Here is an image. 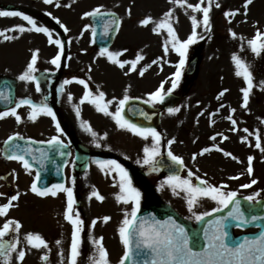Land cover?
I'll use <instances>...</instances> for the list:
<instances>
[{"label": "rangeland", "instance_id": "374dc122", "mask_svg": "<svg viewBox=\"0 0 264 264\" xmlns=\"http://www.w3.org/2000/svg\"><path fill=\"white\" fill-rule=\"evenodd\" d=\"M23 2L28 9L37 8L40 13L44 11L53 13V10L58 9L61 21L67 24L71 29L70 32L73 31L75 33L86 30L89 22L85 17V13L98 7L119 12L122 17L121 30L109 51L122 53L118 59L126 63L135 60L138 54L144 56V60L137 65L136 71H131L128 68L123 69V71L117 68L118 66L115 64L109 62L108 65L113 77L123 75V81L126 82H133L137 78L140 83V81H143L142 79H147V76H154L153 81L157 89L162 83L167 81V83H164L165 91L171 88V82L176 73L174 66L179 62L180 57L174 51H169L165 54L164 46L168 41L166 31L157 30L160 33L157 35L153 31L156 27L155 24H149L144 27L141 26V21L151 17L153 21L159 22L163 19L166 12L173 11L171 22L177 31L179 39L183 41L187 40L192 33L191 16L195 15L198 20H202V13H194L191 9L181 8L176 4L170 3L169 0H56V3L61 5L60 7H56L55 3L49 5L40 2V7H38L34 2L32 3L33 5L30 4V0H24ZM200 2L201 0H186V3L192 5ZM211 2L213 5L210 13L211 30L205 31L203 27L197 29L196 43L199 44L202 50V60L198 71L191 77L185 75L181 77L177 88L174 90L183 91L184 98L175 107L180 109L179 112L175 114L166 113L162 119L161 128L158 131L161 135L160 151L171 150L174 155L184 159L186 171L181 176L182 178H188L187 173L191 171L194 173L191 178L193 183L195 177L200 176L211 185L217 187L227 185V188L223 189L224 191H235L240 195L255 196L256 200L264 196V151L257 149L255 146L256 138L260 136L262 148H264V51L261 52L260 56H256L250 49L249 41L255 37L257 31L264 33V0H253V3L249 5L247 16L243 14L245 0H211ZM217 3L220 4L219 8L215 7ZM207 4L208 0H204L202 6H207ZM129 9L131 10V15L128 14ZM228 11H236L239 14L235 17L226 18L224 13ZM35 12L37 13V11ZM10 33L9 36H16L17 38L5 40V46L16 47L20 50V56H26L28 51L24 52L23 50L33 45L31 40L25 35L21 36L18 32L10 31ZM230 33H235L237 38L234 39ZM69 35L72 34L70 33ZM196 43L189 47L187 55L192 54ZM38 44L37 42L36 46ZM5 46L0 47V53H2ZM169 48H171V45H169ZM10 50L3 54V58H0V75H12L13 77L14 74L11 72L19 71L22 65L18 63L19 58L14 55L16 53ZM73 51L72 64H76V61L80 62L81 59L89 66L94 65L89 62V57L84 55L83 49L75 46L70 52ZM234 54L238 55L250 66V71L254 78V88L247 108L242 106L243 102L241 99L243 97L242 89L246 87V83L242 77H237L235 74L237 69L232 62ZM38 56L41 59V63L46 62L45 53H38ZM153 61H156V63H153ZM128 67H130V64ZM145 67L148 68V73L141 77L139 72ZM101 68H103V71L107 69V67ZM91 69L95 72V75L101 73L98 65L92 66ZM119 69L122 73L117 72ZM18 77L16 75L17 82L19 80ZM25 83L30 82L25 81ZM222 90L227 91H225L223 97L217 99ZM22 91L18 87V102L22 100L21 98L24 95V91ZM233 109H235L234 113ZM17 111L21 116L20 123H17L15 117L11 116L0 120V138L10 131H18V133L25 136L33 135L35 129H39V131H36L41 136L43 132H46L38 126L40 117L35 122L28 119L31 111L27 109V106H22ZM212 112H218L219 114L214 115ZM229 116L237 121L235 126L228 119ZM80 129L85 131L81 124ZM244 129L248 131L245 132ZM213 136L216 137L215 140L211 139ZM225 136L228 137L227 140L223 139ZM137 137L139 136L119 128L108 137L104 147L108 149L112 146L123 153L132 154V150H136L137 147ZM139 138L141 145H144L145 140L141 137ZM167 139L168 141H175L170 148L169 145H166ZM242 140H246V142H242ZM148 142L153 144L151 138L148 139ZM217 147L223 151H216ZM206 148L210 149V151L200 155ZM224 152L230 153L231 156H225ZM194 156L195 159H193ZM232 157H236V159H232ZM249 157L254 158L251 175L247 172ZM230 177H239V179H230ZM253 180L257 181V183L253 184L252 187H242L245 184H251ZM162 184L163 182L160 185L157 183V188L161 190L162 198L167 200V202H171L184 217L193 222H196L195 215L212 212L216 207H219L210 199H204L198 203L193 212H189L186 195L182 192L176 194L168 186L162 188ZM99 187H101L102 194L105 197H116L119 194L116 193L117 191L107 189L103 182L99 184ZM257 193L259 195H256ZM112 205L113 202L110 201L107 208H112ZM93 208H96L94 202ZM127 208V212H130V205H127ZM22 209L23 206L21 205L14 214L22 218L18 214V210L21 211ZM103 210L106 212L105 208ZM93 214L100 215V213L94 211ZM111 214L115 215V212ZM38 219L43 233H47V231L57 233V220L51 213L44 212L42 213V218ZM107 224L112 227L101 228L98 225L95 230L97 232L96 237H92L89 240L88 244L90 243L91 245L89 244V246H92L90 257L96 255L93 239L102 237L103 246L110 254H112L114 242L116 240L117 242L119 241L117 222H107ZM110 229H113V231ZM59 231L64 234L61 229ZM100 234L103 235L100 236ZM68 242L69 240L65 245L64 253L63 243L57 245L58 255L53 250L56 245L51 243L48 244L47 249H33L28 244L27 249H24L28 253H26L24 260L20 261L18 252L26 248V243L21 241L18 249L11 252L12 254L7 264H67L70 250ZM118 249H122L121 241L118 242ZM61 254L64 257L59 256ZM44 255H48L47 261L42 259ZM90 257L88 256L86 259L79 257L78 264H91ZM108 259L110 264H119L121 257L114 259L108 256Z\"/></svg>", "mask_w": 264, "mask_h": 264}, {"label": "snow or ice", "instance_id": "6c2138e0", "mask_svg": "<svg viewBox=\"0 0 264 264\" xmlns=\"http://www.w3.org/2000/svg\"><path fill=\"white\" fill-rule=\"evenodd\" d=\"M170 3L176 4L181 8L191 9L194 13H202V20L193 15L191 16L192 24V33L187 40H180L177 34V31L174 29L171 22L173 17V11H168L164 14L163 19L159 22L153 21L151 17H147L141 21V26L147 27L149 24H155L156 27L153 29L155 34H160L157 30L166 31L168 36V41L164 46V52L167 54L169 51H174L179 57V64L176 65L177 71L174 74V78L171 82V88L165 92L164 83L148 97V100L145 103H150L153 106L156 104H163L166 96H170L172 92L177 88L178 82L182 75V70L185 66L187 59V52L189 47L197 42V29L203 27L205 31H210V13L212 11V2L208 0L207 6H202L204 0H201L200 3L195 5L186 3V0H169ZM44 4H54L56 7H60L59 3H56V0H43ZM253 3V0H245L243 4L244 15L247 16L249 5ZM71 6V5H67ZM215 7L219 8L220 4L217 3ZM131 15V10L128 12ZM239 13L236 11L225 12L224 15L226 18L235 17ZM106 15L101 11V8H96L92 12L85 13V17L88 16H104ZM111 24L115 26L116 30H119L120 22L115 19L114 14ZM0 17H19L23 21L27 22L30 27L17 26L15 28L9 29L11 32H36L43 33L48 36L49 43L54 44L60 50V54H57L52 60L51 63L59 68L62 53H63V43L59 39H52V33L47 27L37 26V22L28 15H25L19 11H0ZM60 24V27L64 29V32H68V28L60 23L59 20L56 21ZM231 22V21H229ZM110 30L109 25H105V34H108ZM235 39L236 34L230 33ZM0 37H3L5 40L16 39V36H9L6 32L0 31ZM171 45V48H169ZM249 46L251 51L256 55L260 56L261 52L264 51V33L257 31L255 37L249 41ZM122 53H113L108 50V48H102L100 50V56H106L110 63L118 65L120 68L125 67L126 62H122L118 57ZM38 59V50L32 55L30 63L27 65V70L21 74L18 79L20 81L27 82H36V91L40 92V84L36 80L34 73L37 71L36 64ZM144 60V56L137 55L135 60L127 62L130 64L131 71L137 70V65ZM232 62L234 63L237 71L236 76L242 77L246 83V87L242 89L243 93V107L247 108L249 104V98L254 88V78L253 74L250 71V66L247 65L238 55L232 56ZM156 63V61H153ZM150 67V66H149ZM148 70L147 67L143 68L139 72V75L142 77L145 72ZM72 81L65 80L64 85L70 84ZM75 83L82 85L85 88V93L83 98L80 100V104L85 102L91 103L95 106L96 111L103 113L105 116H111L118 128L131 132L132 134L148 140L151 138L153 141L152 147H145L143 149L144 159L143 164L149 165L156 170V165L159 163L157 157L161 156L160 145H161V135L154 128L141 127L135 123L130 122L123 115L126 105L129 103V96L124 95L122 99L118 101V107L115 113L109 111V102H103L105 94L99 92V94L93 97V93L89 90V86L85 80H76ZM63 85L61 86V90ZM227 91V90H225ZM225 91L219 93L217 99H220L225 95ZM73 97L68 96V100L71 101ZM47 97L44 101L39 104L34 103L31 99H22L20 100L16 107L10 111L0 112V120L5 119L9 116L15 117L17 123L21 122V116L17 113V109L22 106H27L31 109L28 119L32 122H35L39 117L45 116L50 117L53 121H56L57 117L53 109L48 105ZM179 108H168L169 114H175L179 112ZM233 113L235 109L232 110ZM75 112L77 117H80V108L76 107ZM146 115L145 113H141ZM203 115V113H201ZM232 125L235 126L237 121L232 119L231 116L228 117ZM81 127L89 132L92 137L95 139L97 133L92 130L90 125L87 122H82ZM56 128L60 131L59 122L56 123ZM247 132V129H244ZM62 134V133H61ZM17 139H22L19 135L10 136L8 141H14ZM212 140H215L216 137H211ZM223 139L227 140L228 137ZM174 140H169V148L173 144ZM246 142V140H242ZM50 144L59 145L61 140L54 137L49 141ZM97 148L100 147V144L95 145ZM256 148L261 149V138L257 136L256 138ZM18 147V146H17ZM64 147H67L64 145ZM216 151H223L219 147L215 149ZM11 151V149L9 150ZM210 149H204L200 155H204ZM225 156H231L230 153L224 152ZM26 155H30V152L21 149L19 152H11V155L6 156V159L15 160L22 164L25 170H30L31 165L27 159ZM43 155V153L41 154ZM168 158L172 161L174 165L183 166L184 161L182 158L174 155L171 150L167 152ZM35 159V158H34ZM195 159V156L193 157ZM236 159V157H232ZM253 157L248 158V168L247 172L249 175L252 174V162ZM43 166L42 161H38ZM239 162V161H238ZM97 166L107 173H113L118 175V187L119 194L116 196L118 203L124 205H132L131 212L125 213V218L122 221L121 226L119 227V237L120 241L124 247V254L119 261V264H264V231H261L260 234L255 238L245 237L243 242L236 244L235 246H230L226 238L228 236L226 229V222L228 220L237 221V226L248 225L249 223H255L256 221L264 220V216L252 215L250 220L245 216V213L241 210V201L237 199L238 193L235 191H224L223 189L227 188V185H221L219 187L209 184L206 180H202L199 177H196L198 184H194L192 177L194 173L188 171V178H182L178 174H172L167 177L163 182L161 187L164 186L170 187L174 193L179 194L180 192L184 193L187 198V205L189 212H193V209L204 199H210L215 202L219 207H216L212 212H205L202 215H195L197 221H202L206 216H211L215 212H222L224 209L229 208L230 205H233L231 211L225 216H221L215 221L211 222L210 227L204 229V239L205 246L201 251H195L191 246V238L189 237L188 232L184 227L177 224L173 219L169 218L168 220L161 221L157 220L154 217L150 220L148 219H138V213L140 212V192L133 186L132 180L127 172V170L121 166L115 160L109 161H95ZM139 163V161H138ZM230 179H239V177H230ZM40 180V175H36V182H33L31 185V191L40 197L52 196L55 197L58 193H65L67 198L66 210L64 213V218L68 223L72 225V235H71V244L69 250V256L67 264H78V258L81 255V233L84 231V222L80 218V213L75 209L77 201L74 196V191L72 187H66L64 184H54L50 188L45 187L41 189L38 187V181ZM73 184L75 181L73 180ZM257 181L253 180L251 184H245L243 188H250ZM256 195H259L257 193ZM92 197H95L96 200L103 202L104 197L99 194L98 191H93L91 194ZM19 193L10 197L7 204L0 206V217L6 216L13 207V201H18ZM248 202L255 201V196H247L244 198ZM259 203V201H255ZM110 220V217H104V223H107ZM97 221L92 222V227L96 225ZM21 224L16 221L6 222L2 229H0V241H3V238L10 232L15 231L19 232ZM259 227V225H257ZM28 244L33 249H47L48 243L39 235V234H28L26 236ZM93 245L96 250V255L90 257L91 264H110L108 259V252L103 246V238L93 239ZM57 245H60L62 242L57 241ZM16 251V244L8 245L4 242H0V255H6L10 252ZM62 255V254H61ZM25 258V252L23 250L18 252V259L23 261ZM44 261L48 260L47 256L42 257Z\"/></svg>", "mask_w": 264, "mask_h": 264}, {"label": "water", "instance_id": "95a60500", "mask_svg": "<svg viewBox=\"0 0 264 264\" xmlns=\"http://www.w3.org/2000/svg\"><path fill=\"white\" fill-rule=\"evenodd\" d=\"M105 17L111 18V16L108 15V14H106ZM11 94H12V97H13V96H14V92H11ZM260 211H261V210H260ZM164 215H165V213L161 214L160 216L163 217ZM232 223H233V222L228 223V225L230 226ZM258 224H260L261 226H263V225H264V220H262L261 222H258ZM200 229H201V228H200ZM200 229H199L198 232L196 231V232L193 234L194 238L197 239V240H200V237H201V233H199V232H201ZM198 233H199V234H198ZM240 239H241V237L236 238V239L233 240L231 243H234V244H235V243H238ZM197 245H198V241H197V242L195 243V245H193V246H194V247H198Z\"/></svg>", "mask_w": 264, "mask_h": 264}]
</instances>
